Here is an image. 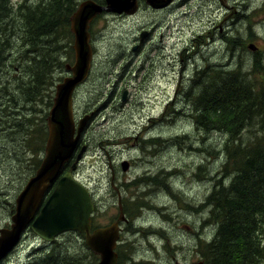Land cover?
<instances>
[{"label":"rangeland","instance_id":"374dc122","mask_svg":"<svg viewBox=\"0 0 264 264\" xmlns=\"http://www.w3.org/2000/svg\"><path fill=\"white\" fill-rule=\"evenodd\" d=\"M22 1L10 3L15 7ZM30 1L34 0H27V4ZM224 3L229 6V18L221 31L218 25L227 11L218 0H185L163 22L160 14L142 5L132 18L104 13L90 25L92 69L76 91L73 104L76 124L90 116L73 159L81 147L85 152L72 174L90 193L95 227L116 221L120 200L126 221L119 223L117 245L126 244L129 251L124 248L125 256L119 263L117 255V264H191L201 260L198 241L208 242L214 235L210 208L201 203L217 181L226 186L231 176H223L221 170L224 157L219 151L224 137L196 127L191 102L201 88L189 79L207 68L206 80L214 67L247 70L253 52L264 51V0ZM143 31L151 35L142 44L139 37ZM231 38L240 45L230 46L227 41ZM62 39L57 40L62 43L61 56L49 58L52 70L43 79L47 86H36L34 99L30 97L34 95L27 96L32 81L23 71L26 53L20 39H9L3 54L0 228L9 227L15 198L34 174V160L43 157L47 137L43 120L55 85L65 76L62 66L73 61V38ZM249 45L256 50H250ZM134 46L139 47L132 52ZM263 134L264 130L253 125L243 131L242 139ZM123 162L128 164L126 171L122 170ZM130 205L141 212L134 223L126 219L129 216L124 211ZM55 241L64 243L69 255L90 252L83 237L74 232ZM261 245L264 248V237ZM50 247L51 243L27 230L0 264H25L34 250Z\"/></svg>","mask_w":264,"mask_h":264},{"label":"trees","instance_id":"16d2710c","mask_svg":"<svg viewBox=\"0 0 264 264\" xmlns=\"http://www.w3.org/2000/svg\"><path fill=\"white\" fill-rule=\"evenodd\" d=\"M77 5V0H34L28 4L25 0L14 7L10 0H0V65L9 39H20L26 53L23 71L32 81L27 96L34 95L30 96L34 99L38 93L33 89L47 86L43 79L52 70L49 58L61 56L62 43H58V38H71L69 17ZM227 42L232 47L240 45L233 38ZM70 51L73 53L71 47ZM257 52H253L247 70L240 66L233 70L214 67L209 70L206 80L207 68L194 79V84L201 90L191 102V115L196 127L224 137L219 151L224 156L221 170L225 172L223 176H231L226 186L217 181L201 203L202 207L210 208L209 220L215 225L210 241H198L200 261L204 264H258L264 260L261 245L264 237V134L253 135L246 141L242 139V133L248 127L257 125L264 130V51ZM43 123V129H46L45 119ZM39 163L40 160H34V171ZM149 180L158 181L157 178ZM131 206L125 207L124 211L129 216L126 219L134 223L141 212ZM125 247L129 251L128 245H117L118 263L125 256ZM33 253L25 264L97 262L96 256L88 251L81 256L69 255L64 243L56 241L50 248Z\"/></svg>","mask_w":264,"mask_h":264},{"label":"water","instance_id":"95a60500","mask_svg":"<svg viewBox=\"0 0 264 264\" xmlns=\"http://www.w3.org/2000/svg\"><path fill=\"white\" fill-rule=\"evenodd\" d=\"M171 0H145L152 9H161ZM137 0H104V5L92 0L79 3L69 17V31L73 35L74 62L66 65L70 76L55 86L54 98L46 118L47 139L43 158L34 174L27 180L14 201V212L8 228H0V262L18 246L24 233L29 230L39 240L51 243L66 232L83 235L86 247L99 257L97 264H117L115 252L120 235V222H125L120 200L117 220L105 227L92 228L94 211L89 191L72 172L80 161L85 148L81 147L67 171L65 166L72 160L81 132L89 116L75 124L73 93L88 77L93 54L90 45V23L102 13L134 15ZM142 37V36H141ZM254 50L253 45H249ZM124 92L121 100L124 101ZM126 171L128 164H121ZM191 264H204L202 261Z\"/></svg>","mask_w":264,"mask_h":264},{"label":"flooded vegetation","instance_id":"af4514ba","mask_svg":"<svg viewBox=\"0 0 264 264\" xmlns=\"http://www.w3.org/2000/svg\"><path fill=\"white\" fill-rule=\"evenodd\" d=\"M92 1H94V2H96L97 4H104V0H100V1H98V0H92ZM208 1V0H207ZM219 1V3H220V7H222V8H224V9H226V11H227V14L223 17V19H222V22L220 23V25H218V28H219V30L221 31L222 30V28H223V25H224V23H225V21H227V19L229 18V13H228V10H229V6L228 5H226L225 3H224V0H218ZM185 2V0H171L170 2H169V4L167 5V6H165L164 8H161V9H158V10H155V9H152L151 7H149V6H147L146 4H145V0H137V4H138V11L140 10V8H141V6L142 5H144L145 6V9L147 10V11H149V12H151V13H155V14H160L161 16H162V20H161V22H163V21H166L167 20V18L171 15V13L178 7V6H180L182 3H184ZM78 6V5H77ZM112 15H116V14H112ZM101 16V15H100ZM117 17H119V18H132L133 16H135V15H133V16H126L125 14H121V15H116ZM99 17V16H98ZM90 32V31H89ZM150 35H151V32H148V31H143L142 33H141V35H140V37H139V39L142 41V44L144 43V42H146V41H148L149 39H150ZM142 36V37H141ZM160 39L162 38V35L159 37ZM90 42H91V35H90ZM139 46H134L133 48H132V52L133 51H135V50H137V48H138ZM160 49H163V48H161L160 47ZM189 82H190V84H193L194 85V79L193 78H190L189 79ZM125 93H126V91H124ZM123 92V93H124ZM176 93H178V90H176ZM123 95V94H122ZM178 96H181V97H183V98H185V99H187L188 97H189V95H186V94H180V95H178ZM177 97V96H176ZM200 261V260H199ZM198 262V261H197ZM194 263V262H193Z\"/></svg>","mask_w":264,"mask_h":264},{"label":"bare ground","instance_id":"6f19581e","mask_svg":"<svg viewBox=\"0 0 264 264\" xmlns=\"http://www.w3.org/2000/svg\"><path fill=\"white\" fill-rule=\"evenodd\" d=\"M38 1V0H37ZM19 23V22H18ZM183 88V87H182ZM23 136V135H22ZM34 138V137H33ZM3 146V145H2ZM27 147V146H26ZM224 157V156H223ZM3 179V178H2ZM5 181V180H4ZM7 181V180H6ZM215 226V225H214Z\"/></svg>","mask_w":264,"mask_h":264}]
</instances>
